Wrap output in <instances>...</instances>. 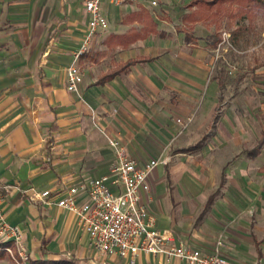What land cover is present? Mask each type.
Masks as SVG:
<instances>
[{"label": "crops", "instance_id": "crops-1", "mask_svg": "<svg viewBox=\"0 0 264 264\" xmlns=\"http://www.w3.org/2000/svg\"><path fill=\"white\" fill-rule=\"evenodd\" d=\"M191 1H102L107 28L90 37L78 62L82 80L69 90L65 68L88 33L82 1L0 0L1 207L5 221L22 231L28 255L23 262L12 240L0 241V264H188L146 252L101 254L76 216L57 205L68 187L103 176L116 162L110 138L139 166L164 160L143 201L172 243L218 251L233 264H264V143L252 153L264 124L252 146L210 154L207 141L223 137L216 129L221 112L213 120L220 90L209 77V36L199 34L211 26L186 18L197 10ZM230 117L224 139H244ZM44 191L47 197L35 196Z\"/></svg>", "mask_w": 264, "mask_h": 264}, {"label": "built area", "instance_id": "built-area-1", "mask_svg": "<svg viewBox=\"0 0 264 264\" xmlns=\"http://www.w3.org/2000/svg\"><path fill=\"white\" fill-rule=\"evenodd\" d=\"M89 14L88 33L84 37L81 49L74 54V62L66 68V81L69 90H75L82 80L78 65L79 57L85 52L90 37L99 28H107V20L102 15L100 4L109 1L122 4L137 0H81ZM156 6L158 0H148ZM177 122L184 127L181 119ZM110 147L116 154V162L108 172L97 179L68 187L57 205L76 218L81 230L89 237L90 245L101 254L116 253L120 257L133 258L139 252L163 255L167 259L177 258L188 264H233L221 256L218 251L205 254L187 242L172 243L169 231H159L154 227V217L149 214L143 196L149 193V176L158 165L151 159L139 166L133 159L126 156L119 140L110 138ZM2 186L0 185V241L12 240L17 247L23 262V234L17 226L8 224L2 211ZM49 191L36 193L39 199L49 195ZM84 194L85 199L78 203V197ZM4 249L13 256L10 247Z\"/></svg>", "mask_w": 264, "mask_h": 264}, {"label": "rangeland", "instance_id": "rangeland-1", "mask_svg": "<svg viewBox=\"0 0 264 264\" xmlns=\"http://www.w3.org/2000/svg\"><path fill=\"white\" fill-rule=\"evenodd\" d=\"M208 23L211 26L209 27L210 34L214 33L217 36L220 34L221 36V41L216 48L208 51L209 77L210 80H221L224 89L218 91V95H221L222 119L216 128L222 132L223 137L208 140L206 146L213 156L216 155L214 153L217 148L228 146L232 148L233 154H236L240 149L250 147L255 143V136L264 124V13L251 11L246 15L237 12L233 16H229V12H227L216 21ZM0 24V29H2V23ZM237 28L242 29L241 35L238 36L236 33L238 42L232 44L230 35L232 32H236ZM202 33L210 35L205 30L199 34ZM210 41V37L205 38L204 43L208 44ZM75 53H73L70 64L74 62ZM230 115L234 119V127L238 126L236 131L245 130L246 137L244 139L240 137L239 133L238 137L234 139H228V137L224 139V131H226L224 120L230 119ZM177 119L179 118H175L176 122ZM181 129L184 130L183 127ZM193 157L203 159L201 154H194ZM247 212L249 215L251 214L250 216L254 213L253 209ZM216 244H223L221 236ZM24 252L28 256L26 251Z\"/></svg>", "mask_w": 264, "mask_h": 264}, {"label": "trees", "instance_id": "trees-1", "mask_svg": "<svg viewBox=\"0 0 264 264\" xmlns=\"http://www.w3.org/2000/svg\"><path fill=\"white\" fill-rule=\"evenodd\" d=\"M195 5L196 9L195 11L190 14V16L186 17L189 18L192 22L194 21H201L206 20L207 22H214L216 21L220 16L224 15L225 13L229 12V16H233L237 12L248 14L251 11L255 12H261L264 13V1L262 0H192L191 6ZM235 6V7H234ZM234 12V13H233ZM241 28H237L236 32H232L230 35V41L232 44H237L238 42V36L241 35ZM238 33V36L237 34ZM211 41L207 44L209 49H214L218 45V43L221 41L220 34L217 36V34L211 33L209 35ZM187 38L189 39L190 36L188 35ZM82 55V54H81ZM81 55L79 57V61L81 58ZM78 61V62H79ZM135 61L131 60L126 62L123 66H119L115 69H113L110 72L105 73L102 75L96 83H103L109 79H111L114 75L117 73H120L125 68L129 67L131 64H133ZM219 90L224 89V84L221 82V80L216 79ZM221 96V95H220ZM219 96V102L215 110V115L213 117L214 122H216L220 115V102L221 97ZM203 142L200 141L198 144L201 145ZM264 143V129L262 130V137L258 141V143L255 145L254 149L252 150V153H256L259 148ZM251 153V152H250ZM215 194L211 195L207 202V207L212 203L214 200ZM30 264H79L76 259L70 260V261H60V262H49V263H41V262H34Z\"/></svg>", "mask_w": 264, "mask_h": 264}]
</instances>
